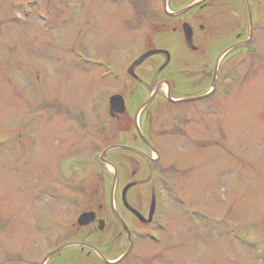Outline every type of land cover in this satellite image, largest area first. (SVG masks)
Instances as JSON below:
<instances>
[{"label": "rangeland", "instance_id": "rangeland-1", "mask_svg": "<svg viewBox=\"0 0 264 264\" xmlns=\"http://www.w3.org/2000/svg\"><path fill=\"white\" fill-rule=\"evenodd\" d=\"M24 8L29 16H23ZM208 10L194 23L206 25L199 51H188L190 58L182 60L181 46L165 32V25L173 24L163 16L161 0H0V141H9L0 145V264L16 259L35 264L43 258L50 238L32 223L35 216L68 232L72 222L77 226L81 210L98 204H103L100 214L108 224L96 242H113L109 255L116 257L129 243L118 240L112 206L121 213V191L135 180H147L146 186L127 194L128 203L140 211L147 210L151 188L162 189L166 183L174 187L168 202H159L166 223L159 230L163 240H139L135 253H147L135 264H264V48L259 46L262 52L248 58L241 57L243 52L225 54L214 98L181 107H214V114L203 111L199 116L202 124L188 114L180 123L169 118L178 110L168 104L165 86L137 111L152 95L153 80L166 75L182 77L184 90L174 86L177 96L211 87L215 64L209 31L214 34V13ZM40 11L43 21L37 16ZM154 48L172 50L174 63L160 72L165 56H155L135 68L140 83L127 78L131 60ZM205 57L207 67L200 64ZM80 58H108L119 77L101 79L103 69ZM192 74L201 75V87H189ZM114 94L123 95L127 106L116 119L108 115V99ZM67 104L74 114L70 130L51 124L67 120L60 115ZM140 131L151 133L164 164L176 163V172L163 166L152 172L141 157L117 150L104 157L112 166L99 160L110 145L141 147ZM113 167L118 173L111 198ZM56 184L81 192L72 188L68 200L54 199L45 187ZM39 186L47 190L42 197L35 193ZM180 213L186 217L184 232L177 226ZM50 229L45 232L55 236Z\"/></svg>", "mask_w": 264, "mask_h": 264}, {"label": "flooded vegetation", "instance_id": "flooded-vegetation-1", "mask_svg": "<svg viewBox=\"0 0 264 264\" xmlns=\"http://www.w3.org/2000/svg\"><path fill=\"white\" fill-rule=\"evenodd\" d=\"M188 1L190 0H166V9L163 7V16L167 18L168 23L170 21L173 24L172 26L165 25V32L169 34L170 39L172 38V41L174 43L177 42L179 43V47L181 46L183 53H184L183 57H181L182 60H186L190 58V56H186V53L188 51L192 54H196L199 51L200 47H197V45L203 42L204 35H202V33L206 32L205 30L206 25H202V24L195 25L194 23L195 21H201L200 19L203 17L202 15L203 11L208 10V9H209L208 13L209 11L214 13L213 14L214 34L213 32L209 31L213 35L212 37H214V45L212 46L209 43V46L211 48L210 53L214 52V64L219 59V57L222 55V53L227 49H231L227 54L236 52V55H237L238 53L243 52L242 54L243 56L241 57H244V58H248L250 56L252 57V55L254 56V55H257L259 52H262L259 46L264 48V0H204L198 5H196L195 7H192L188 11L178 15V12L181 9L195 2L196 0H193L187 3ZM191 15L193 16V18L192 17L190 19L185 18L186 16H191ZM184 23H188L190 27L192 28L191 45H186L185 43V39H184L183 31H182V25ZM196 26H197L198 31H196ZM166 50L170 53V62L163 70H166V68H168L171 64H173L174 59H175V57H173V51L168 50V49ZM158 56H161V55H158ZM205 58H206V62L200 63V64H205V67H207L210 63V62L207 63V60L209 59V57H205ZM222 58L220 60V64L223 63ZM197 59H198L197 61L199 62L204 61L203 58L197 57ZM199 62H196V64H199ZM218 71H219V68H218ZM203 74H206V73H203ZM200 76L201 75L192 74V79H189L188 77L187 80L189 83V87L192 86V83L196 84V86L198 85L201 87L203 84V81L201 82L197 80L198 78H200ZM218 76L219 74L216 75V80L218 79ZM212 78H213V75H212ZM182 80H183L182 77L180 78L176 77L175 80H172L170 76L168 77V75H166L164 78H161L157 81H166L169 85L168 92L172 98L176 97L175 99L189 98V97L191 98L193 96L206 94L210 91L211 87H209V89H207L203 93H198L201 89L199 90L197 89L198 91H196L195 89L193 90V94L177 96L175 95L176 93L174 92V86L176 87V85L178 84L180 88L179 87L177 88H179L180 91H183L184 89L181 87ZM135 81L139 82L138 79ZM211 82H212V79H211ZM166 93L167 92H165V94ZM213 94L214 93L210 94L209 96L205 97L202 100H209V98H214ZM168 104L171 105V107H174L175 109L178 110L177 112H174V113H177L174 117L170 115L169 118H171L174 121L178 120L179 123H180L179 120L183 115L185 116L188 114V117L194 118L197 120L199 124H202L204 120L200 119L199 116H201V114L204 115V112L206 113V116L207 114H209V112H213L214 114V107H211L208 105H205L204 108L184 107V109H181V107L186 106L187 103L185 102L184 103H172L168 101ZM57 106L54 109H56L58 112L60 108L58 109L59 106L58 107ZM60 113H62L60 114L61 117L63 118L64 116H66L67 120H57L56 122L52 121L51 124L59 128L65 127L68 130H70L73 127V120H74L73 110H71V107L67 104V105H64V109L61 110ZM123 116L124 115L118 116L116 118L123 117ZM64 124H67V125L64 126ZM58 125H62V126H58ZM212 125H214V123ZM209 128H211V130L214 131L212 129V126H210ZM172 132L174 133L175 131H172ZM175 134L180 135L178 131H176ZM144 136L149 144H147L143 140L144 142L143 144L145 146L143 144L141 147H138L137 144L129 145L130 147H133L137 149L138 151H140L141 154L138 152H134L130 150H122V149H118L117 151L129 152L131 154H135L141 157L147 164L146 169L151 170L152 172L153 171L155 172L154 168H158L159 164H161V166H163L164 168L167 167L168 169L171 168L173 170H178L176 167L177 165L174 162H171L169 164H164L162 153L158 151V149H156L152 143L151 133L149 135H144ZM137 139L139 138L135 136L136 141ZM196 145L198 146V144ZM152 150L159 152L160 155H159L158 161H156V159L153 158V156H151ZM151 158H153L154 160ZM183 169L185 170L186 168H183ZM135 174L136 172L133 171L132 176L134 177ZM133 182H135L136 184L127 191L126 200H127V194L130 190L136 187L143 188V186L147 185V180L144 183H141L140 180H135ZM39 187H41V190L38 189L35 191V193L37 194V197H42L44 192H46L47 190H43L42 188L43 186H39ZM45 188L49 189L53 193L54 199L64 198L65 201L68 200V198L70 197L69 195L73 191L72 188L75 189L74 191L76 193L81 192L78 190V188L72 187L71 185H68V184H62V185L56 184V185L47 186ZM155 191H156L155 187L150 189V194H149L150 201L152 197L155 196L156 210H155L152 220L149 223H145L141 220H138V218H136L134 214L130 212L124 206V202H122V199L120 200L121 203L120 202L119 203L121 204V208H122V209L120 208L121 209L120 212L122 214L121 213H118V214L120 215L121 219L125 223L126 229L123 227L122 222L117 217L113 216V219L115 220L116 222L115 224L117 225L116 232H117L118 240L122 241L124 238H126L128 240L129 245L124 251H122L119 255H117L114 258H110V255H109L110 246L113 244V242H108L106 240L100 243L96 242L97 235L104 232L107 229V224H108L107 219L103 218L100 214L104 208L103 204H98L95 207L88 208L86 210H81V212L93 211L95 213L94 221L84 227L78 226V225L76 226L75 222H72L68 232H62L60 229L58 230L56 228L55 222L53 223L51 220H46L44 221V223H42L40 219L37 216H35V218L31 219L32 223H36L38 227L44 231L43 235L46 238H50V241L46 239L47 240L46 243L49 249L46 250L47 252H44V256H42L43 258H41L39 262L38 261L35 262V264L36 263L37 264H126V262H128V264H135V262H137L136 260L137 257H141L139 258V260L142 262V256L146 255L147 252H145L144 250L136 249L137 253H135V247H136L137 242L145 238L144 233L148 226H155L156 222H159L160 219L161 221L164 220L162 217H160V213L158 212V203L161 199V196L156 195ZM164 191L160 190V192L164 194V197H166V199L169 198L167 196V192H168L167 189ZM132 207L135 208L134 206ZM138 211L145 218H147L149 207H147V210H142V211L138 210ZM17 213H19V211ZM79 214H77V216ZM185 218L186 217H183V214L180 213L179 225L177 226H180L181 232H184L186 230V219ZM38 221L41 222L40 226H39ZM100 221H102V224L99 223ZM25 222L26 221H24L23 223ZM21 223H22V220L19 219V224ZM47 227L51 228L50 230L54 231V233H56L55 236L58 235V238H56L52 234H51L52 236L50 235L49 237L48 235L49 232H45L48 229ZM101 227L102 229H100ZM137 227H139V229L144 227L145 229L138 231L139 229L137 230ZM14 229H12V232L14 231ZM59 234H61V236ZM60 237H61V240L59 241ZM130 238L131 239L133 238L135 242L133 241V245H132V248L129 254L125 258H123L121 261L117 263H111L112 261H115L118 258H120L124 254V252L129 248ZM95 249L100 253L101 256L97 254ZM51 251H53V253H51L49 258L44 261L45 255ZM166 255L162 254V257L164 258ZM18 262H20V260H18ZM146 264H150V263L147 261Z\"/></svg>", "mask_w": 264, "mask_h": 264}, {"label": "water", "instance_id": "water-1", "mask_svg": "<svg viewBox=\"0 0 264 264\" xmlns=\"http://www.w3.org/2000/svg\"><path fill=\"white\" fill-rule=\"evenodd\" d=\"M194 5H196V4H193V5L189 6V7L184 8L181 12H185L186 10H188L190 7H192V6H194ZM181 12H180V13H181ZM183 30H184V34H185V38H186V40H187L188 42H190V41H191V34H192V31H191L189 25L184 24V26H183ZM158 53H166V52H164V51H162V50H150V51L146 52L145 54H143L142 56H140V58H138V59H137V60H136L131 66H130L128 72H129L130 74L134 75V73H133V68H134L135 66L140 65L145 59H147L148 57H150V56H152V55L158 54ZM168 61H169V55H168L167 61L164 63V65L162 66V68L165 67V66L167 65ZM160 86H161V83H158V85H157V87H156V90L159 89ZM196 99H199V98H193V100H196ZM150 100H151V98H150ZM150 100H148V102H149ZM148 102H146V103L144 104V106H145ZM124 109H125V107H124V101H123V98H122L121 96H119V95H115V96H113V97L110 98V109H109V114H110L111 116H114L115 114H121V113H123V112H124ZM132 185H133V184H129V185H127V186L124 188L123 192H122V198H123V201H124L125 204H126V202H125V194H126V191H127ZM126 205H127V204H126ZM154 206H155V204H154V201H153V202H152V205H151V210H150V215H149L150 218H149V219H151L152 214H153V212H154ZM127 207H128V206H127ZM129 209H130L134 214H136L138 217L141 218V216H140L136 211L132 210L131 208H129ZM141 219H142V218H141ZM93 220H94V213H93V212H89V213H84V214H82V215L79 217V219H78V223H79L80 225H87V224H89L90 222H92Z\"/></svg>", "mask_w": 264, "mask_h": 264}]
</instances>
